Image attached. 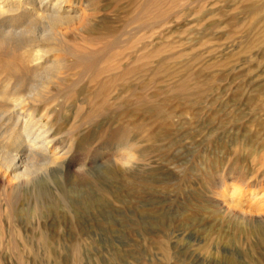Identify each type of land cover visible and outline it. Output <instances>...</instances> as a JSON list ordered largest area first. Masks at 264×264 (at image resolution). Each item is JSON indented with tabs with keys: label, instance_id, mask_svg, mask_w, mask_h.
Returning <instances> with one entry per match:
<instances>
[{
	"label": "rangeland",
	"instance_id": "obj_1",
	"mask_svg": "<svg viewBox=\"0 0 264 264\" xmlns=\"http://www.w3.org/2000/svg\"><path fill=\"white\" fill-rule=\"evenodd\" d=\"M79 2L37 70L0 49V264H264V0Z\"/></svg>",
	"mask_w": 264,
	"mask_h": 264
},
{
	"label": "bare ground",
	"instance_id": "obj_2",
	"mask_svg": "<svg viewBox=\"0 0 264 264\" xmlns=\"http://www.w3.org/2000/svg\"><path fill=\"white\" fill-rule=\"evenodd\" d=\"M79 8H80L79 0L78 1L77 0L76 1H73V0H19V1L18 0H0V17L8 18L10 12H12V14H14L13 12L16 11L17 13L20 12L22 15L19 17H23L26 19L28 18L29 20L30 19L31 20H37L40 23L46 24V26L43 27V29H42L43 30L42 33L40 32L41 34H39V36H38L39 39H37L35 41L34 40L33 41H23L24 37L22 38L21 35L26 33V31L16 32L18 30L17 28H16L17 29L16 31L14 30L16 26L15 27L12 26L14 29L11 26H10V28H7L8 26H5L4 28L0 27V49L7 51V54L10 56L18 57V62L16 61L13 63L14 66H16L20 63V66L23 68H26L27 71L37 70L38 61L40 62V60L42 59V56H43V52H44L43 47H47L48 42L50 40V38H49L48 42H45V40L48 37H50L51 35L52 36H57V35L61 36L62 32H63V31H61L62 29H64V28L69 29L73 26H75V28H76L78 25L80 27V25H83L84 23H86L87 19H86V15L84 14L85 12L82 13L83 11L82 10L80 11ZM22 9L27 10V12H25ZM17 15H19V14H17ZM10 16H12V15L10 14ZM14 16H15V14H14ZM18 19H20V18H18ZM7 21H8V19H7ZM10 21H8L9 25L11 24ZM12 24H14V23H12ZM15 24H16V22H15ZM18 37H21L22 40H19ZM54 38H56V37H54ZM50 50H51V48H50ZM19 56H21V57H19ZM8 89L9 88H7V87L4 90L2 89L3 92L1 95L3 97H4L3 94L6 91L8 92ZM17 101H19V100H17ZM21 104H23V103L20 102L18 104L16 102V104L13 103L11 105L16 110H17V108L20 107L22 111L21 112L11 111V112L16 114V115H14V119H13L14 122H12L14 125H13V128L11 127L12 129L9 128L11 130L7 133V135H5V136H7V137H5V139L8 137L9 138L10 137H16V132H19L21 138L16 137L18 139L17 143L21 142L22 144H29V147L31 148L32 151H38V152L42 151V152H44V154H51L50 156H48L50 163L57 161L55 154H52L51 152L50 153L46 152L48 150L49 144H51L53 142V140H50L51 137H49L50 139H47L48 137H46V134H45L46 130L43 128L44 125L42 126L40 124V122H39L40 119H35L29 112H26L25 108L22 109ZM6 110L7 109H5V111ZM7 117H10V116H7ZM4 118H5V116H4ZM9 124H11V122ZM47 136H48V134H47ZM14 139L15 138H13V140ZM13 142L14 141H12V143ZM33 153H36V152H33ZM26 156H27V154H26ZM16 157L17 156L6 155V154L0 156V166L3 167L6 171L8 170V171L15 173V174H13L12 180H13V178L18 180L21 176L26 174V167L24 168L23 172H20V173L17 172V169H15L16 165H18V163H16V160H17ZM28 157H30V156H28ZM34 159H35V155H34ZM58 160H60V159L58 158ZM24 161H26V160H24ZM46 162H48V161H46ZM56 163L57 162L53 163V165ZM24 166H26V165H24ZM18 167H19V165H18ZM21 178H23V177H21ZM0 181L2 182V180H0ZM17 186H18V184L16 185V187ZM252 199H254V201H258L257 203H259V204H260V201L264 200V198L262 200V197L257 196L256 194L252 197ZM255 206H256V204H255ZM260 206L262 207L263 205H260ZM247 207H248L247 208L248 210L251 209L250 205H248ZM260 208L258 207L257 209H260ZM261 211H262V209H261Z\"/></svg>",
	"mask_w": 264,
	"mask_h": 264
}]
</instances>
